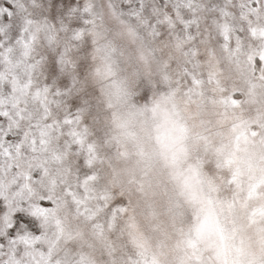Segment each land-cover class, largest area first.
<instances>
[{
  "label": "snow or ice",
  "instance_id": "6c2138e0",
  "mask_svg": "<svg viewBox=\"0 0 264 264\" xmlns=\"http://www.w3.org/2000/svg\"><path fill=\"white\" fill-rule=\"evenodd\" d=\"M0 264H264V0H0Z\"/></svg>",
  "mask_w": 264,
  "mask_h": 264
}]
</instances>
